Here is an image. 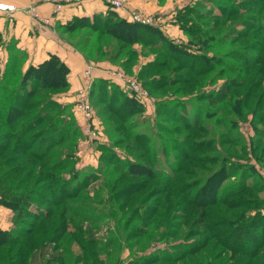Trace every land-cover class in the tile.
Returning a JSON list of instances; mask_svg holds the SVG:
<instances>
[{"label":"trees","instance_id":"obj_1","mask_svg":"<svg viewBox=\"0 0 264 264\" xmlns=\"http://www.w3.org/2000/svg\"><path fill=\"white\" fill-rule=\"evenodd\" d=\"M260 2L264 4V0ZM213 3L227 19L237 13L233 2ZM204 10L205 0H192L175 13V22L190 38L188 45L175 42L156 26L128 21L114 11L96 14L92 19L76 17L66 26V30L73 32L74 45L83 51L86 59L94 62L107 59L116 62L125 72H131L140 57L151 55V60L140 64L137 71L138 77L145 75L141 83L151 94L177 86L180 79L182 85L172 93L183 91L194 100H206L213 108L212 112H206L197 106L196 110L192 109L193 113L190 110L185 114V102L179 99L175 101L177 109L170 103L173 100L158 101L156 109L162 108L168 118L175 120L184 115L187 119L175 125L157 124L156 138L160 145L166 144L176 151V162L193 159L201 166L203 159L205 164H217L216 168L206 169L210 173L202 176L193 172L192 179L181 180L176 179V174L183 170V162L173 166L174 173L156 171L141 161L119 160L113 149L100 145L104 152L101 159L107 163L102 174L110 176L104 182L109 199L96 201L95 210H84L72 202L91 204L89 196L81 190L99 173L79 174L76 150L69 151L76 146L81 126L73 118L74 100L64 103L56 99L69 88L68 66L50 54L41 63L30 64L22 70L24 55L8 48L7 61L0 67V204L11 209L13 227L0 228V264H98L102 253L98 248L104 247L99 244L95 231L98 225H89L97 220L117 222L114 236L124 239L125 248L131 245V240L143 247L156 238L163 239L167 235H162V227L173 224V218H177L169 206L173 205L169 202V189L181 196L189 192L188 201L180 197L175 205L179 208L182 203L188 204L181 208L188 212L186 216L194 214V225L183 222L186 225H181L180 234L187 241L192 239L175 244V252L165 257L166 261L183 262L188 256H197L184 264H264V34L261 44L255 41L249 46L258 45L256 50L261 55L241 53V61H226V56H236V49L228 44L225 45L228 50L220 53L222 38L211 32V21L205 22L210 17ZM194 18L200 23H195ZM241 22L246 30V33L238 31L241 38H247L248 31H254L252 35L264 31V13H249ZM211 49L215 51L209 55ZM217 64L222 67L215 71ZM176 71L179 73L173 77L171 74ZM228 71L236 73L227 76ZM214 78L223 80L218 89L201 91V86H206L207 81L213 82ZM244 82H247L245 87ZM90 103L101 115L107 114L103 124L111 140H115V132L123 133L114 143L132 137L138 147L139 143L143 145L142 138L137 137L144 134L133 135L124 126L123 115L142 112L141 104L133 96L109 79L96 78L90 88ZM197 110L200 113L204 110L206 121L224 112L225 123L230 124L228 128L223 126L224 134H235L234 137L224 138L221 130L218 136L207 133L204 125L196 129ZM249 114L252 116L248 124L254 134L250 136V147L242 139L245 134L241 130V123L248 121ZM223 118L226 117L215 119L218 125L224 124ZM185 129L197 133L176 136ZM202 134L206 137L197 140ZM61 146L62 149H55ZM216 147L218 152L209 155ZM200 149L205 153L195 155ZM147 163H152L151 156L147 157ZM66 170L68 176H65ZM235 172H239L238 179L234 177L237 182L226 183L236 176ZM141 176L142 179H135ZM256 176L260 179L243 181L244 177L249 180ZM152 179L159 181L157 189L149 187ZM164 188L166 193L156 192ZM152 197L154 200L146 204ZM130 203L136 205L126 212ZM189 206L198 212L189 210ZM168 215L171 216L169 223ZM75 245L79 248L74 249ZM87 251L89 257L85 259ZM199 252L201 256L197 255ZM141 259H132L127 264H137ZM151 260L141 264L155 262Z\"/></svg>","mask_w":264,"mask_h":264},{"label":"rangeland","instance_id":"obj_2","mask_svg":"<svg viewBox=\"0 0 264 264\" xmlns=\"http://www.w3.org/2000/svg\"><path fill=\"white\" fill-rule=\"evenodd\" d=\"M190 1L192 0H187L188 4L190 3ZM196 1V0H195ZM214 1L216 2H221V0H205V9L204 12L207 13V15H209L210 19L206 18L205 22L208 21V24L211 21V32L217 36V37H221L222 41H223V46L220 47V53H222V51L224 50H228L227 46L225 48V45H230V47L232 49H236L235 52H237L236 56H231L225 57L226 61L229 62H239L240 60V56L241 53L242 55L244 54H248V55H261V52L259 50H256V48L258 47V45L254 46V47H249L251 44L255 43V41H257L258 43L262 41V36L264 34V31H261V34H256V35H252L254 31H248L247 33H249V36L247 38H241V36L239 35L238 31H244V33H246V30L244 28V25H241V23L243 24V22H241V19H243L244 17H246V15H249V13H264V4H262V2H260V0H222V1H230L233 2L237 5L236 9V14L229 16V18L227 19L224 15L220 14L221 11L219 10V8L213 3ZM251 3V4H249ZM247 12V13H246ZM214 15H219L218 17H215ZM195 23L198 22L200 23V20H198L197 18H194ZM182 30V29H181ZM183 32V30H182ZM184 33V32H183ZM190 38L186 35V39L182 42H178V43H184L185 45H188ZM246 46H248V48H246ZM215 51V50H214ZM214 51L211 49L210 51H208L209 55H212L214 53ZM233 51V50H232ZM219 55V54H218ZM221 55V54H220ZM262 59L264 60V56L262 55ZM218 66H215V71L217 69H220V67H222V65L217 64ZM140 67V66H139ZM139 68L136 67H131V72H126L129 75H133L135 76V78L141 82V79H143L144 76L138 77L137 76V71ZM22 70H23V65H22ZM129 71V70H128ZM183 71V70H182ZM179 72L176 71V73L171 74L173 77H177V74ZM232 73H236V72H227V76H229ZM210 75V74H209ZM222 77V76H221ZM206 79V78H204ZM222 79H216L214 78L213 82H209L207 81L206 86H201V91H203L204 93L209 92L211 90H215L218 89V87L221 85L222 83ZM180 85H182L181 80L178 79L177 80V86L179 87ZM244 87L247 85V82H244ZM242 85V87H243ZM168 87L165 88V91L162 92H152V94L149 92V94L151 95V98L153 100V106H151L150 108L145 109V107H143L142 105H140L142 107V112L141 113H134V114H130L128 116L125 117V123L124 126H126L128 128V130L131 131V133L135 134H139V132H142L144 135L139 134L138 138H142L143 140V145L140 144V147H138L137 142L134 140V138H129V139H125L124 142L121 143H114L117 139H121L123 136V133H118L115 132L114 137L115 140H111L110 136L107 133L106 127L103 124L104 118L106 117V115H101L100 113L97 112V109H95L94 105H93V110H94V120H95V127L97 128L99 134L97 135V138H91L87 132H85V130H83L82 127V122L81 124L78 123V118L76 115V112L73 108V104H72V108L73 109V118L74 121L77 124H80L81 129H80V133L76 136V146L75 148H71L69 151L73 152L75 151V155L77 156V162H76V168L79 171V174L84 173L85 171H93V172H97L99 173V175L95 176L94 180L92 182H89L87 184V187L85 189H82V193H86L89 196L88 202L90 201L91 204H88L87 202L85 203H80L78 200L76 201H72L74 206L77 207H83V209L85 210L86 208L90 209V210H95V208H98V206L95 204L96 201H101L104 199V201L106 202V200L109 199L107 190L105 188L104 182H106L108 180V178L110 176H106L104 174H102V170L107 167V163L104 159H101V154H103L104 152L102 151L100 145H105L108 148L113 149L114 154H116L117 157H119V160H132L134 163L141 161L143 163H146L148 166H151L153 168L156 169V171H160L163 170L167 173H174V171H172V168L174 165L178 166L180 163L183 162V170L179 172V174H176L177 178L176 179H181V180H185V179H192L194 177L193 172L197 173L198 175L202 176V175H206L209 174L210 171L206 170V169H214L217 167V164H209V163H203L204 160L202 159V163L201 166H199V164H196L193 159H182L179 160L178 162H176V151L173 150V148L166 146V144L160 145V141L156 138V135L159 133L157 130V124L160 123H164V124H168V125H175L177 123L180 122H185V120L187 118H185V116H181V117H177L175 120H172L170 118H168L165 113H162L163 109H156V103L160 100L165 101V100H173L170 103L173 105V107H175V109H177V104L175 101H177L178 99L181 102H185V108L187 109L185 114L188 113L190 110L195 109V107H203L204 110H206V112L211 111L212 106H209L206 102V100H202L201 99H197L194 100L192 99L191 95H188L186 93H183V91H179L177 94L172 93L173 90L175 89V87ZM242 87H241V94H242ZM186 92V91H184ZM240 95V93H239ZM202 97V96H201ZM176 99V100H174ZM192 100V101H188V100ZM254 100H251V102L253 103ZM187 102V103H186ZM99 107V106H98ZM70 110V111H71ZM196 110V109H195ZM204 110L202 113H200L199 110L198 111V126L196 127L199 128L202 125L205 126V128L207 129V133H212L215 136H218L219 130L223 131V135L224 138H228V137H234L235 134H231V135H226L224 134V130H223V126L227 125V128L229 127L230 124H226L225 121L227 119V116L224 115V112H218L217 116L212 117V118H208L207 121L204 120L203 118V114H204ZM182 111V110H181ZM192 113L194 112L193 110L191 111ZM184 113V112H182ZM122 114V113H120ZM251 114L248 115V121L241 123V130L242 132H244V137H242V139H244V141H246V145L250 147V142H252V138H250V136L253 134L248 122L251 118ZM190 118L191 115L189 116ZM217 117H226L223 118L222 121L225 124H222L221 126L217 124V121H215V119ZM116 120V118H114ZM194 119V118H193ZM204 121H206L204 123ZM120 123V122H119ZM129 123H132L130 126L128 125ZM220 128V129H219ZM188 133V134H192V133H197L196 131L192 130V129H185V130H181L178 131L176 133V136L181 137L183 134ZM166 136V134H164ZM254 135V134H253ZM167 137V136H166ZM169 137H173V136H169ZM204 137H206V135L202 134L200 136H198L197 140H202ZM240 138V137H238ZM264 138V137H263ZM262 138V139H263ZM218 145V144H217ZM160 146L163 148H160ZM63 146H61L60 148L57 147L55 149H62ZM145 148V150H144ZM250 150V149H249ZM218 152V148L216 147V151L213 150L212 152H209V155H215ZM202 153H205L204 149H200L195 155H202ZM224 153V151L222 152ZM230 155V154H229ZM151 156L152 157V163L149 164L147 163V157ZM232 157V155H230ZM243 157H240V159ZM249 158V156H248ZM244 159V158H243ZM75 160V159H74ZM170 163V164H169ZM205 167V169H204ZM154 171V170H153ZM67 172H69L68 170H66L65 176H68ZM239 172H235L233 176V179L227 181L226 183L229 184H233L237 181L234 180V177H236L238 179V174ZM152 174V173H151ZM153 176V174H152ZM108 177V178H107ZM143 176L141 177H136L135 179L140 180L142 179ZM235 178V179H236ZM128 179V178H126ZM150 179V178H149ZM252 179L259 180L260 178L258 176L254 177V178H250L249 180L246 179V177L243 178V181H245L247 183V181H252ZM233 181V182H231ZM124 183V181H122ZM121 182V184H122ZM249 183V182H248ZM228 184V185H229ZM241 184V183H240ZM104 185V186H103ZM157 185L159 184V181L152 179L149 182V187H154V189H157ZM225 185V184H224ZM101 187V190L99 189ZM103 187V188H102ZM149 187L146 189V191L149 190ZM196 187V186H195ZM197 187H199V185H197ZM166 188V187H165ZM164 189L161 190H156V192H162ZM171 191V194H169V202L173 203L170 204L169 206H171V213L174 212L175 216L177 218H173V224H170L169 222L171 221V216L168 215L166 219H168L169 225L165 226V228L162 227V235H167L165 238L160 239L156 238V240H152L150 241L147 245L145 246H140V245H134V240H131V245L129 247H124V239H117L114 234L117 231V222L114 223L111 219H105V220H97L95 222V224H89V225H94L97 226L96 230L97 231V237L99 238V244L102 245L104 248H98L100 249V251L102 252L100 257V262L98 264H127L129 261L136 260L138 257H141V260H137V264H141L142 261H148L149 259H152L151 261H154V263L152 264H184V262L187 261H192L193 259H195L197 256H188L185 258V261L183 262H168L166 261L165 257H168L169 254H172L175 252L174 250V245L181 243V244H185L188 241H190L192 238H190V240H186V238H184V235H181V225H186L183 224V222L187 223L188 226L194 225V223H192V218L193 215H188L186 216V214H188V212L182 210V206H188L187 203L185 204H181L179 208H176L175 205V201L180 198L183 197L184 199L187 200V193L189 192H185V194L183 196H181L178 192L173 191L172 189H169ZM145 192H142V194L140 193V195H144ZM194 188L191 189V192L193 193ZM164 192V191H163ZM166 193V192H164ZM139 195V196H140ZM171 195V196H170ZM165 197V194H163V198ZM123 198H119V200H122ZM159 199V198H158ZM154 200V198H150L147 202L149 203L150 201L152 202ZM124 201V200H122ZM188 201V200H187ZM139 203V202H138ZM136 204L134 203H130L129 204V208H127L125 211H129L132 207H135ZM175 205V206H174ZM0 206H3L2 204H0ZM5 207V206H4ZM189 210H194L195 213L198 212V209L192 206L187 207ZM161 209V208H160ZM13 214V213H12ZM10 228L11 229L13 227V223H12V215L10 218ZM85 226H88V224H84ZM92 227V226H91ZM170 231V232H168ZM113 237V239H112ZM194 237V236H191ZM199 237V236H196ZM110 239L112 240V243L110 242ZM115 239V240H114ZM187 246V245H186ZM79 247L77 245L74 246V249H78ZM186 249H189L190 247H185ZM184 250V248H183ZM197 255L201 256V252H199ZM89 257V251L84 252V256L83 258H88ZM102 262V263H101ZM134 263V262H133ZM147 263V262H146ZM82 264V263H81Z\"/></svg>","mask_w":264,"mask_h":264},{"label":"crops","instance_id":"obj_3","mask_svg":"<svg viewBox=\"0 0 264 264\" xmlns=\"http://www.w3.org/2000/svg\"><path fill=\"white\" fill-rule=\"evenodd\" d=\"M0 3L14 6L13 10L0 9V67L3 68L7 61L8 48L19 50L24 55L23 70L30 64L41 63L50 54L58 56L70 70L68 90L56 96L58 101L64 103H72L77 89L87 81L83 71L88 66L92 68V81L96 78L107 80L108 71L120 67L116 62L107 59L97 62L86 59L83 51L74 45L73 32L65 29L74 18L92 19L96 14L105 15L114 11L121 18L132 21L131 13L137 12L150 17L151 25L160 28L175 42L186 39V35L175 22V13L177 9L188 4L187 0H126L121 8L109 7L103 0H88L81 4L65 5L58 13L52 12L51 4L47 0H0ZM29 7H34L41 17H48L50 22L39 21L28 11ZM151 58V55L140 57L134 67L139 68L140 64ZM112 82L120 87L118 81ZM76 115L78 123H83L81 116L77 113ZM11 215V209L0 206V228H10Z\"/></svg>","mask_w":264,"mask_h":264},{"label":"built area","instance_id":"obj_4","mask_svg":"<svg viewBox=\"0 0 264 264\" xmlns=\"http://www.w3.org/2000/svg\"><path fill=\"white\" fill-rule=\"evenodd\" d=\"M52 7L53 13H58L63 9L65 5L68 4H81L88 0H47ZM105 4L112 8H121L125 5L126 0H103ZM0 9H8L13 10V5H7L0 3ZM29 12L32 13L33 16L38 18L39 21L43 23H49L50 19L48 17H41L35 10L34 7H29ZM131 20L144 23L151 24L152 19L148 16H144L137 12L131 13ZM91 66H88L83 74L87 78V81L77 89L74 97V110L77 114H79L83 120L82 127L85 132L91 138H97L99 134L97 128L95 127L94 120V110L90 103V88L92 85V77H91ZM109 80L118 81L120 83V87L125 90V92L131 96H133L145 109L148 110L151 106H153V100L148 90L142 85L140 81H138L135 76L127 74L122 68L114 67L108 71Z\"/></svg>","mask_w":264,"mask_h":264}]
</instances>
